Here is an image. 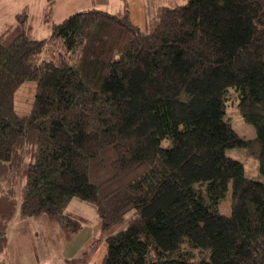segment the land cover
I'll use <instances>...</instances> for the list:
<instances>
[{"label": "trees", "instance_id": "16d2710c", "mask_svg": "<svg viewBox=\"0 0 264 264\" xmlns=\"http://www.w3.org/2000/svg\"><path fill=\"white\" fill-rule=\"evenodd\" d=\"M148 14L150 30L127 2L78 11L38 39L25 6L0 32V264H12L14 221L80 233L88 219L69 211L74 198L112 230L100 264H264V0ZM28 80L35 99L20 115L15 92ZM233 101L255 138L226 118ZM232 147L257 156L258 175Z\"/></svg>", "mask_w": 264, "mask_h": 264}, {"label": "rangeland", "instance_id": "374dc122", "mask_svg": "<svg viewBox=\"0 0 264 264\" xmlns=\"http://www.w3.org/2000/svg\"><path fill=\"white\" fill-rule=\"evenodd\" d=\"M49 1L51 0H0V32L14 21L18 12L28 6L33 23L32 35L38 39L46 38L50 34V25L60 22L75 12L88 10L90 8L88 6L92 4V0H54L51 20L46 23L44 22L43 11L48 6ZM164 1L165 4L170 5L176 2L183 3L187 0ZM145 27L143 29L148 28V26ZM50 57L51 48L44 50L41 54V59L48 60ZM36 89L37 82L34 80L25 81L18 87L15 92V109L17 113L25 115L30 111L35 99ZM236 105L237 102L235 101L229 103L226 118L241 136L246 139L255 138V126L242 116ZM169 144L170 140H165L163 143L164 146ZM226 152L229 156L245 163L248 175L256 176L259 174L258 158L249 148L232 147L228 148ZM230 204L231 192L229 191L221 200L218 211L223 214H230ZM70 210L88 219L83 227L81 236L72 245L69 244L63 234L59 233L58 226H56L57 224L55 225L56 222L54 220L55 223L52 220L40 218V220L28 224H16L17 221H14L9 231L10 244L8 246L12 264H36L34 263L35 259L41 264L100 263L107 251L106 237L112 233V230L102 231L99 228L95 208L77 198L70 202ZM117 230H119V227L114 229V231ZM87 233H93L94 238L82 249L81 253L78 247L83 244V237ZM67 260L68 262H66Z\"/></svg>", "mask_w": 264, "mask_h": 264}, {"label": "crops", "instance_id": "0c3cea01", "mask_svg": "<svg viewBox=\"0 0 264 264\" xmlns=\"http://www.w3.org/2000/svg\"><path fill=\"white\" fill-rule=\"evenodd\" d=\"M126 2L129 4L132 21L136 25H138L142 28H144L145 25H146V27L148 26V18H149L148 13H149L150 9L155 10L160 5H168V4L164 3L165 2L164 0H92V4L89 5L88 7H90L89 9H91V7H92V8H102V9H106V10H109L112 12H119L123 9ZM168 2H170V1H168ZM113 7H115V8H113ZM116 8H117V10H116ZM35 220L38 221L39 218L35 219ZM83 229L81 230L80 233H78V234L72 236L70 239H68L70 245L74 244L73 242L75 240H78L79 236H81V234L83 232ZM93 238H94L93 233H91V234L87 233L83 237L84 242L81 246L78 247V250L82 253V249L84 247H86L88 245V243L90 242V240ZM103 259H104V257H103ZM103 259H102V261H103ZM34 263L38 264L36 259L34 260ZM93 263H95V262H92V264ZM100 263H98V264H100Z\"/></svg>", "mask_w": 264, "mask_h": 264}]
</instances>
